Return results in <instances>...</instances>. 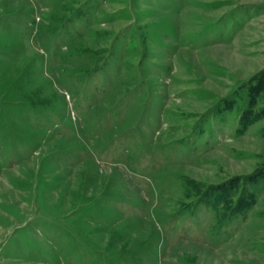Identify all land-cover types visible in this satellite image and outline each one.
<instances>
[{"label":"rangeland","instance_id":"obj_1","mask_svg":"<svg viewBox=\"0 0 264 264\" xmlns=\"http://www.w3.org/2000/svg\"><path fill=\"white\" fill-rule=\"evenodd\" d=\"M0 264H264V0H0Z\"/></svg>","mask_w":264,"mask_h":264}]
</instances>
